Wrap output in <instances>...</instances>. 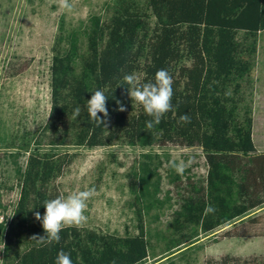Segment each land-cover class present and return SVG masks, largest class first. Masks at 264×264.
Instances as JSON below:
<instances>
[{"label":"trees","instance_id":"16d2710c","mask_svg":"<svg viewBox=\"0 0 264 264\" xmlns=\"http://www.w3.org/2000/svg\"><path fill=\"white\" fill-rule=\"evenodd\" d=\"M263 31L264 0H114L84 25H61L50 64L49 117L27 131L18 151L1 155L12 156L10 190H18L14 201L0 190V208L12 211L0 223L3 264H55L61 250L73 264H146L153 252L146 215L173 197L177 206L162 251L169 257L202 236L264 237V150L254 140V70ZM31 63L32 57L16 59L9 73ZM160 69L173 78V107L147 129L152 117L132 101L123 77L136 73L141 83L155 82ZM96 90L108 96L107 127H97L87 111ZM117 101L127 110L119 111ZM76 107L81 111L73 119ZM184 114L190 123L180 121ZM115 143L150 149L129 182L137 232L83 226L63 229L59 243L32 239L45 235L34 213L42 217L44 202L63 196L57 180L76 156L61 148ZM168 147L200 150L206 171L188 166L172 175L161 200L158 154L151 149ZM209 205L216 211L206 214ZM205 264H264V255L224 254Z\"/></svg>","mask_w":264,"mask_h":264},{"label":"rangeland","instance_id":"374dc122","mask_svg":"<svg viewBox=\"0 0 264 264\" xmlns=\"http://www.w3.org/2000/svg\"><path fill=\"white\" fill-rule=\"evenodd\" d=\"M113 1L70 0L73 9L68 12L59 7V0H0V190L4 192L5 201H14L18 190H10L16 183L12 156L1 155L18 151L27 131L35 130L49 117L50 64L61 25L66 30L84 25L92 14L103 13L106 4ZM25 57H32L28 69L11 75V62ZM254 77V140L257 148L264 150V31L260 35ZM61 149L76 153L66 172L57 180L63 196L95 189V195L88 201L85 212L88 220L84 226L118 234L137 232L138 218L129 182L143 153L150 149L122 143L97 148L67 145ZM151 152L158 154L155 163L162 175L161 200L171 187V176L176 174L169 167L170 160L191 161L189 166L198 174L206 171L198 149L152 148ZM176 206L173 197L164 205L156 204L146 215L153 241V252L146 264H205L208 257L219 258L224 254L264 255V237L215 241L214 236H202L194 246L167 256L162 251Z\"/></svg>","mask_w":264,"mask_h":264},{"label":"clouds","instance_id":"9594fccd","mask_svg":"<svg viewBox=\"0 0 264 264\" xmlns=\"http://www.w3.org/2000/svg\"><path fill=\"white\" fill-rule=\"evenodd\" d=\"M59 7L71 12L73 5L70 0H59ZM124 82L128 85L127 93L132 101L141 104L146 114L152 117L146 121V128L152 129L154 125L161 122L162 117L172 110L173 78L166 69H160L155 74V82L141 83V78L136 73L126 74L123 77ZM108 96L102 90H96L89 100H87V111L90 119L95 122L97 127L103 125L107 127L109 112L107 109ZM118 110L126 111V107L117 101ZM81 109L76 107L73 112V119L80 115ZM103 113L102 118L99 114ZM182 123H190L191 117L184 114L180 117ZM191 161H177L172 159L168 162L169 167L177 174L183 175ZM95 195V189H86L82 191L72 192L65 196H58L55 199L46 200L44 207L46 211L41 217L40 212H35L34 216L37 221H41L45 231L43 236H33L41 244L59 243L60 233L68 227H83L88 220L85 212L88 207V201ZM216 209L211 205L206 206L205 213H214ZM55 264H73L70 254L61 250Z\"/></svg>","mask_w":264,"mask_h":264},{"label":"built area","instance_id":"2783aa9c","mask_svg":"<svg viewBox=\"0 0 264 264\" xmlns=\"http://www.w3.org/2000/svg\"><path fill=\"white\" fill-rule=\"evenodd\" d=\"M12 211L10 210H5L0 208V223L4 222V220L6 219V215H10L11 216ZM3 247H4V242L0 239V264H3Z\"/></svg>","mask_w":264,"mask_h":264}]
</instances>
